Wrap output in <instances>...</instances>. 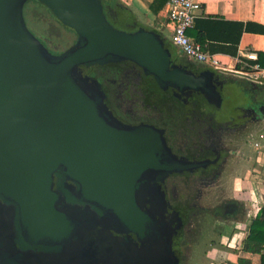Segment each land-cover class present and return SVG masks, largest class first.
<instances>
[{
    "label": "flooded vegetation",
    "instance_id": "flooded-vegetation-1",
    "mask_svg": "<svg viewBox=\"0 0 264 264\" xmlns=\"http://www.w3.org/2000/svg\"><path fill=\"white\" fill-rule=\"evenodd\" d=\"M115 2V8L123 4ZM41 13L46 20H29ZM23 14L25 22L34 23L33 30L26 24L28 29L52 55L62 54L76 41V35L57 22L68 34L62 44L52 40V31L59 27L50 25L54 19L37 3L26 2ZM178 56L184 61L174 62L187 64L193 72L206 67L182 53ZM77 72L83 85L87 80L96 82L102 115L111 126L129 134L137 128L138 142L133 137V146L144 149L141 141L147 139L158 151L149 160L131 163L132 170H144L127 185L133 199L124 207L86 200L78 196V185H66L54 208L63 216L50 226L48 235L44 227L36 231L32 224L29 234H22L14 206L0 201V264H216L218 253L226 258L228 251L214 245L238 248L253 219V207L250 197L239 194L235 186L253 166L247 159L238 177L228 176L234 159L223 154L219 134L233 128L240 143H248L250 109L232 105L229 120H215L220 112L217 98L208 103L200 93L163 85L128 61L79 67ZM219 79L222 75L214 83ZM199 181L203 182L200 188ZM223 182L228 184L226 189ZM206 199L212 204H205Z\"/></svg>",
    "mask_w": 264,
    "mask_h": 264
},
{
    "label": "water",
    "instance_id": "water-1",
    "mask_svg": "<svg viewBox=\"0 0 264 264\" xmlns=\"http://www.w3.org/2000/svg\"><path fill=\"white\" fill-rule=\"evenodd\" d=\"M28 1L74 32L69 49L54 56L28 29ZM103 1L0 0V201L14 206L25 236L31 224L52 233L50 226L63 216L54 208L66 185H78V196L86 200L124 207L133 199L127 185L144 170H132L131 163L158 151L147 139L141 141L144 149L133 146L137 128L129 134L109 124L96 82L83 85L79 67L128 61L163 85L200 93L208 103L217 98L215 120H229L234 105L263 121L264 95L256 78L209 66L191 71L174 62L179 51L162 27L147 26L128 7L133 22L119 27L112 21L119 14L107 15ZM219 75L223 79L214 83Z\"/></svg>",
    "mask_w": 264,
    "mask_h": 264
},
{
    "label": "crops",
    "instance_id": "crops-1",
    "mask_svg": "<svg viewBox=\"0 0 264 264\" xmlns=\"http://www.w3.org/2000/svg\"><path fill=\"white\" fill-rule=\"evenodd\" d=\"M124 6L130 8L139 21L147 26L159 28L170 35V25L167 20L168 0H120ZM201 8L196 16L194 27L187 34L195 41L202 40L206 49L216 55L223 67L230 72L238 70L237 57L244 51L264 53V0H200ZM199 42V41H198ZM258 55V54H257ZM263 67L258 71V88L264 95V56L261 57ZM237 74V73H236ZM240 75V74H238ZM244 76V75H241ZM246 77V76H245ZM256 92V91H255ZM261 120L252 121V140L254 155L249 157L238 156L234 159L233 174L238 177V171L243 163L250 160L253 169L248 171V176L239 178L235 186L242 196H249L252 202L253 215L258 212L264 202V114ZM253 120V119H252ZM248 159V160H247ZM261 170V171H260ZM240 171V170H239ZM244 197V198H245ZM237 248L233 264H237L238 256L251 259L253 264L260 262V255L244 252ZM230 253L227 259L230 260Z\"/></svg>",
    "mask_w": 264,
    "mask_h": 264
},
{
    "label": "built area",
    "instance_id": "built-area-1",
    "mask_svg": "<svg viewBox=\"0 0 264 264\" xmlns=\"http://www.w3.org/2000/svg\"><path fill=\"white\" fill-rule=\"evenodd\" d=\"M201 8L200 0H168L167 20L170 25V39L178 51L194 62L204 66L214 67L218 70H226L215 54L210 53L206 46L193 40L188 30L194 27L196 16ZM258 57L254 51H244L237 57L241 68L235 70L237 74L258 78L260 71L256 63ZM227 71V70H226Z\"/></svg>",
    "mask_w": 264,
    "mask_h": 264
},
{
    "label": "trees",
    "instance_id": "trees-1",
    "mask_svg": "<svg viewBox=\"0 0 264 264\" xmlns=\"http://www.w3.org/2000/svg\"><path fill=\"white\" fill-rule=\"evenodd\" d=\"M115 1L116 0H104V10L110 17H113L114 14H119V18H113L114 20L112 19V21H115L119 27L128 28L133 22V15L123 4L115 8ZM108 10H110V12ZM198 41L203 44L201 39H198ZM257 54L258 59L256 63L259 67H263L261 57L264 56V53L258 52ZM235 56L238 57V54ZM236 67L240 69L242 67L241 63H237ZM240 249L244 252L259 254L260 262L258 264H264V202L256 216L251 220L248 232L241 243ZM236 262L237 264H253L250 258L244 256H238Z\"/></svg>",
    "mask_w": 264,
    "mask_h": 264
},
{
    "label": "rangeland",
    "instance_id": "rangeland-1",
    "mask_svg": "<svg viewBox=\"0 0 264 264\" xmlns=\"http://www.w3.org/2000/svg\"><path fill=\"white\" fill-rule=\"evenodd\" d=\"M45 14H43V13H41V14H37V15H35L34 16V18H32V16H30L29 17V20H34V21H37L38 19H42V18H45V20H46V16H44ZM53 20V19H52ZM54 21V20H53ZM51 21V23L52 24H50V25H52L53 26V24H54V26H58L59 27V30L58 29H56V28H54V32L52 31V40H54V41H60L61 42V44L63 43V37H65V34H68L67 32V30H65L66 32H64V31H61V30H63V28L61 27V26H59L57 23H56V21ZM33 22V21H32ZM40 22H43V21H40ZM39 22V23H40ZM38 23V28H40L41 27V25ZM26 24H27V26L31 29V30H33V27H32V25L34 24H32V25H30V23L28 22V21H26ZM70 31V30H69ZM71 32V31H70ZM73 34H74V32H72ZM75 36V35H74ZM178 54H180V52L178 53ZM258 80H260V82H261V79L260 78H258ZM246 122H244V124H245ZM252 124V123H251ZM247 125V124H246ZM248 126V125H247ZM250 126V125H249ZM233 128H230V129H228V128H226V129H223L221 132H220V134H219V136H220V140H221V142H222V145H223V154H225L226 153V156H227V158L229 159V157H231V159L233 158V159H235V158H237V156H243L242 158L244 159V157H247V156H249V155H251V156H253L254 155V150L251 148V145H252V147H253V140L251 139L248 143H246L245 142V144L243 143V144H241L240 143V141H241V137L238 135V131L236 132V131H233L232 130ZM251 144V145H250ZM240 150V151H239ZM242 153V154H241ZM230 154H232V156L230 155ZM227 158H226V160H227ZM234 170H236V171H238V172H240L239 170V168H234ZM227 173H228V176H230L231 174H233V169H231V168H227ZM236 174H239V173H236ZM237 176H239V175H237ZM242 177V176H241ZM228 182V181H227ZM202 183L203 182H201V181H199L198 182V188H200V186L202 187ZM224 183V182H223ZM232 184V180L231 179H229V182H228V184ZM228 184H225L224 183V187H225V189L227 188V185ZM229 184V185H230ZM220 189H222L223 191H224V189H223V187L222 188H220ZM224 193H225V191H224ZM222 195V194H221ZM224 195V194H223ZM209 199V198H208ZM205 204H208V205H210V204H212V203H209L208 202V200L206 199L205 200ZM238 231V230H237ZM214 246H216V247H219L221 250H223V251H228L231 255H230V260L229 259H227V258H224V255L222 254V253H218V256H217V262H215L216 264L218 263V264H221V263H223V264H233V260L235 259V257H234V254H237V248H228V247H226L225 245H223V246H221V245H219V244H216V245H214ZM239 247H241V244L239 245ZM209 248V250L212 248V247H208ZM222 251V252H223Z\"/></svg>",
    "mask_w": 264,
    "mask_h": 264
}]
</instances>
